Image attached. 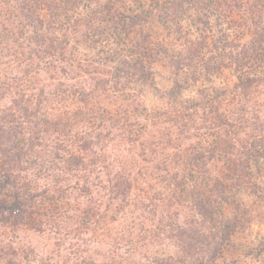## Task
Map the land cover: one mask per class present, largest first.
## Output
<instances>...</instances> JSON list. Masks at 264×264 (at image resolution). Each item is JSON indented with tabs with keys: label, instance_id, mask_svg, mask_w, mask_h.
Wrapping results in <instances>:
<instances>
[{
	"label": "trees",
	"instance_id": "16d2710c",
	"mask_svg": "<svg viewBox=\"0 0 264 264\" xmlns=\"http://www.w3.org/2000/svg\"><path fill=\"white\" fill-rule=\"evenodd\" d=\"M131 1L143 16L166 25V33L180 44L167 53L172 82L164 92V108L97 106V90L103 95L143 85L152 77L155 61L148 53L125 50L118 59L106 50L107 43L101 52L109 68L86 61L70 50V38L53 39L38 28L42 18L37 0L16 3L27 26L14 33L16 73H0V226L14 234L17 229L40 232L47 227L63 237L46 257L1 241L0 264H76L70 249L80 250L93 235L110 229L125 212L133 189L143 183L152 189L153 182L164 195L160 221L149 226V236L140 233L136 238L149 237L160 245L164 241L177 250L156 252L150 264H217L233 232L225 204L234 203L245 188L264 198V75L251 74L255 65L246 56L251 52L252 60H264V4H242L243 18L253 31L252 49L243 52L244 58H234L209 29L207 13H216L221 0ZM113 9L105 10L106 17L81 21L82 41L107 40L109 24L125 34L134 32L108 18ZM225 11H219L220 19L228 16L221 14ZM188 19L191 26L184 27L181 22ZM5 50L10 51L1 47L0 53ZM233 64L239 68L234 90L201 89L197 99L179 97V77L195 84L197 70L209 80ZM124 95L136 102L134 93ZM140 117L149 118L150 125ZM120 143L129 153L111 159L109 146ZM185 206L191 219L182 222ZM128 227L125 223L116 232L121 239ZM129 234V250L136 252L137 240ZM130 255L111 252L108 262L81 255L77 264H149L134 262Z\"/></svg>",
	"mask_w": 264,
	"mask_h": 264
},
{
	"label": "rangeland",
	"instance_id": "374dc122",
	"mask_svg": "<svg viewBox=\"0 0 264 264\" xmlns=\"http://www.w3.org/2000/svg\"><path fill=\"white\" fill-rule=\"evenodd\" d=\"M17 1L19 0H0V49L1 47H7L10 50L9 52L5 50L0 53V73L8 75L16 73L14 68L19 63L16 55L12 53L15 46L18 45L13 40L16 36H14V33L18 27L27 26L23 16L16 9ZM133 3L131 0H37L38 8H40L38 17L42 18V23L37 22L38 28L51 34L53 39L64 41L66 40L65 37L70 38L68 47L74 51L75 56L89 62H97L104 68L110 67V64H106L108 62H106L103 57L104 54L101 52L102 47L106 43L108 44L106 50L110 53L115 52L116 57H120L118 59L122 57V50H125V52L148 53L147 58L155 61L152 68V77L148 81L143 85L138 84L135 88L120 87L119 90L113 89L103 95L101 90H97L94 93V98L97 100V106L111 103V107H126L131 110L134 105L138 104L141 107L147 106L148 110L164 108L168 105L164 92L170 87L172 82V80H169L170 66L166 62L169 55L167 53L176 46L180 47V44L175 35L170 36L166 33V25L143 16L141 14L142 11H137L138 9ZM221 3L216 13H207L210 17V26L212 27H209V29L212 30L213 40L219 37L220 44L225 45L234 58H244L245 54L243 52L247 53V51L252 49L249 42L253 35L252 29L247 24V19L243 18V16L245 17L244 11L241 10V6L246 3V0H221ZM260 4L263 7V0L255 3L256 6ZM94 7L98 11H92ZM111 7L114 9L109 11L108 18L114 17L116 20L121 21L122 25H126L127 29H134V32L125 34L120 29L116 31L112 24H109L112 33L104 34L107 36V40L104 39L98 43L92 37L90 41H82V33H85V26L81 21H84L85 18L90 19L92 16L96 17L99 14H103L106 17L108 11L105 10ZM222 10L226 11L221 14L228 13V16L220 19L218 15L219 11ZM261 12L263 15L264 11ZM193 15L195 16V12H193ZM8 18L12 19V23L8 22ZM181 24L184 27L191 26V19L184 20ZM103 26L106 25L104 24ZM21 42L22 39L18 41V43ZM136 43L138 46L135 45ZM246 56L255 65L254 73L251 72V74L253 76H263L264 60L260 63L252 60L254 56L251 55V52L247 53ZM18 57L21 56L18 55ZM223 59L230 62L226 57ZM238 69V67L235 68V64L228 66V68L223 67L222 70L213 74L209 80H207V77H203L202 73L199 75L197 70L195 73L199 79L195 84L193 79L186 80L179 77L178 83L180 82L181 84L179 97L182 99L185 97L197 99L201 89H205L206 93L207 89L209 92H213V89L234 90L235 83L238 82ZM177 86L179 87V84ZM133 93L136 95V102L134 103L132 100L126 99L127 97L124 95H132ZM140 118L141 121L143 120L147 125H150L151 120L149 118L147 120L143 117ZM133 120L135 119L132 117L131 121ZM110 147L111 159L112 157L117 159L127 154V152L129 153V148L127 149L121 143L112 147V149ZM133 170L138 171L137 167ZM256 175H258L257 172ZM0 179H2V176H0ZM140 185L133 189L125 212L120 214L119 220L115 224L109 226L110 229L100 235H93L89 238L90 242L84 244L80 250L72 251L69 248L73 262L79 263L81 255L82 257L94 258L98 262H108L111 260L110 253L118 252L122 255L131 253L129 259L134 262L148 263L156 252L166 254L177 250L175 245H167L164 241L160 245L156 242L152 243L149 237L145 239L136 238L139 237L140 233L142 236L145 234L149 236V233H151L147 231L149 226L155 225L160 221L163 209V201L160 199L164 197L162 191L160 192L159 186L154 182L152 189L148 183ZM262 185L264 188V183ZM4 192L9 193L7 190ZM251 192L249 188L242 189L234 203H226L224 206L225 214L232 223L233 232L230 234V240L227 243L225 242L226 244L223 246V253L217 257V264H264V198L259 196V193L253 195ZM151 195H154L153 199H150ZM186 201L191 200L186 199ZM184 218L191 219L187 206L183 208L180 220L184 222ZM125 223L129 227L126 231V237L121 239V236H118L117 233H120L119 230L125 227ZM48 229L45 227L40 232L30 229H17V233L14 234L8 232L10 231L9 228H1L0 226V244L12 242L18 249L29 250L33 248L38 252V255L45 256L54 251L56 248L55 241L63 237L59 234L49 233ZM129 231L133 232L131 236H135V240H137L135 246L138 248H134L136 252L129 250L132 247V242H127L130 236ZM115 233L119 237L118 239L114 238ZM1 241L3 242L1 243ZM71 242L72 240H70ZM65 244L67 246L69 242H65ZM30 264H38V262Z\"/></svg>",
	"mask_w": 264,
	"mask_h": 264
}]
</instances>
